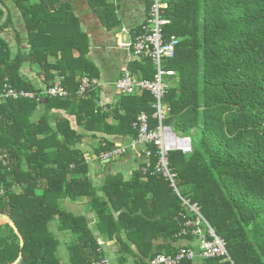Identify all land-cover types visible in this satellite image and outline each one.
Here are the masks:
<instances>
[{
  "label": "trees",
  "instance_id": "1",
  "mask_svg": "<svg viewBox=\"0 0 264 264\" xmlns=\"http://www.w3.org/2000/svg\"><path fill=\"white\" fill-rule=\"evenodd\" d=\"M10 1L20 12L27 46L10 9L0 6V94L8 83L36 98H0V217L12 224L0 226V264L18 258L23 264H89L107 257L86 217L62 206L64 199L80 197L94 213L102 241L119 243L120 263L130 257L140 264L159 252L174 253L170 242L177 239L176 215L183 206L169 182L150 173L158 161L156 148L149 146L147 174L139 171L143 161L137 156L140 165L129 179L109 173L97 187L79 147L86 138L90 145L96 142V155L126 146L107 136L137 137L132 124L142 112L154 128L155 98L147 91L117 94L113 103L101 106V86L79 95L80 77L101 76L72 2ZM137 1L146 13L149 1ZM86 2L106 31L120 28L114 1ZM166 2L163 16L170 23L164 35H175L179 42L175 55L164 60L175 74L161 100L162 124L191 137L193 147L186 154L169 152V164L177 172L180 194L199 204L228 251V256L178 264H264V0ZM139 30L138 25L132 40ZM2 32L13 38V45ZM129 69L149 79L155 72L148 58L136 57ZM59 76L69 94H44ZM68 116L74 117L76 128ZM51 223L69 232L66 263ZM159 239L166 244H155Z\"/></svg>",
  "mask_w": 264,
  "mask_h": 264
},
{
  "label": "built area",
  "instance_id": "2",
  "mask_svg": "<svg viewBox=\"0 0 264 264\" xmlns=\"http://www.w3.org/2000/svg\"><path fill=\"white\" fill-rule=\"evenodd\" d=\"M149 6L147 12H144L143 20L140 22V30L135 35L134 40L124 43L125 47H131L133 54L138 58H148L153 63L155 72L151 79L137 77L130 71H125L114 83V89L117 94L131 95L140 91L149 92L156 100V108L152 118L158 120V124L152 128L149 124V117L146 113L137 115L132 126L137 130V137L130 140L124 147H118L110 153H102L101 160L109 161L116 159L127 150H136V153L142 156V165L140 171L147 174L151 163L150 145H153L158 155V161L152 167L151 174H159L169 182L175 193L181 200L183 208L176 215L179 230L175 237L179 239H193L196 245L184 244L177 248L172 254L159 252L153 257L145 259L140 264H178L183 259L193 260L199 258H215L228 256L225 240L216 234L214 229L204 219L200 206L192 202L189 198L180 194L176 186L177 172L169 164V152L172 150H181L182 153L192 151L191 137L176 134L169 126L162 124L164 109L161 100L170 86V77L175 72L164 66V60L172 58L179 39L175 35L166 38L164 27L170 23V19L163 16L164 10L168 7L166 0H148ZM122 30H125L124 28ZM63 77H57L51 86L46 88L43 93L50 97H66L69 92L62 82ZM101 81L96 77L83 75L79 78V95H84L96 86H101ZM36 98L32 91L16 89L10 84L5 83L0 98ZM184 147V148H182ZM187 148V150H184ZM6 154L1 158L5 160ZM89 264H111L109 258L103 257Z\"/></svg>",
  "mask_w": 264,
  "mask_h": 264
},
{
  "label": "crops",
  "instance_id": "3",
  "mask_svg": "<svg viewBox=\"0 0 264 264\" xmlns=\"http://www.w3.org/2000/svg\"><path fill=\"white\" fill-rule=\"evenodd\" d=\"M70 1V0H69ZM75 1V0H74ZM114 1L118 5V14L121 19V25L120 28H118L115 32L112 31H106L99 20L96 18V15L91 12L86 0L84 1H79L83 2L82 5H84V11H87L88 13V18H81V25L83 29L86 31V33L89 36L90 39V56L99 68L100 71V81H101V91H100V105L101 106H106L114 102L115 100V95L117 93L115 92L114 89V83L116 79L124 72V71H129V66L131 62L135 61L136 57L127 47L124 45H121V41H124V43H128L129 40H132V36L134 35V30L136 27L140 24V22L143 20L144 16V9L142 6L138 3V9L137 11H131L130 9H127L126 6L120 1V0H111ZM6 5L10 9V13L14 19V26L15 28L19 31L21 39L24 41L23 42V47H26L25 43V27L22 22V18L20 16V12L17 8H15L11 1L9 0H0V6L3 8V5ZM81 5V7H82ZM78 14V12H77ZM94 14V15H92ZM125 30H122V29ZM2 35L11 43V45L14 44L13 38L7 34L6 32H2ZM122 43V44H124ZM111 45V46H110ZM124 48H121V47ZM110 49H117L120 50V52H124V55L116 61L117 67L121 66L120 69H117L116 72L113 71V66L114 61L113 58H109L108 54ZM112 74V76H111ZM29 76V74H28ZM105 105H103V104ZM71 122V125L76 128L74 117L73 116H68ZM111 141L115 142L116 145L122 146V145H128L130 140L132 138L129 137H124V136H107ZM96 142L92 141L91 145L88 143L87 138L79 145L81 150L85 154V158L87 163L89 164L88 168V176L91 178L94 186L100 187L101 184L103 183L105 176L109 173L111 174H116V173H121L125 179H129L131 175L134 173L135 170L138 169L139 164V158H135V151L130 152V154L125 155L122 157V162L119 161H105L100 159V154L96 155L93 153V145H95ZM103 153V152H101ZM91 155L94 158H87V155ZM92 160H98L101 161L100 164H90ZM107 162H110L106 164ZM140 168V167H139ZM140 171V170H139ZM175 192V191H174ZM102 191H98V195H102ZM67 202H73L77 205L84 204L83 209L78 213V215H83L85 217H93L96 218L94 213L88 210V206H86V198L80 197L75 201H71L69 199H64L62 201V204L67 203ZM66 210V209H65ZM73 214H76L72 211H69ZM117 215V213H116ZM96 220V219H95ZM55 227L57 226L56 223ZM90 227V226H89ZM52 229V228H51ZM98 234V232H96ZM100 245L103 246V242L98 241ZM104 243H109V244H115L117 247L118 242L116 240H111V241H106ZM165 242L161 241L160 239L155 242V244H163ZM166 244V243H165ZM171 244V249H177L179 246L188 244V245H196V241L193 239H179L177 238L176 240H173L170 242ZM165 248V247H164ZM162 248V249H164ZM103 250V248H102ZM60 257L63 262H67V254L66 251L64 250L63 252H59ZM147 258H144V260ZM126 264V262H124ZM129 264V263H127ZM199 264V263H196Z\"/></svg>",
  "mask_w": 264,
  "mask_h": 264
},
{
  "label": "rangeland",
  "instance_id": "4",
  "mask_svg": "<svg viewBox=\"0 0 264 264\" xmlns=\"http://www.w3.org/2000/svg\"><path fill=\"white\" fill-rule=\"evenodd\" d=\"M10 1V0H9ZM71 2H72V5H73V7H74V9H76V11L78 12V15L83 19V18H86V16H87V18H88V15H86L88 12L87 11H84V5H82L83 4V2L81 3V2H79V1H84V0H70ZM125 6H126V8L127 9H130L131 11H137V9H138V1L137 0H120ZM81 5H82V7H81ZM141 5V4H140ZM142 6V5H141ZM143 7V6H142ZM92 12V11H91ZM92 15H94V14H92ZM96 18H97V16H96ZM98 19V18H97ZM122 43H124V41H121V45H123ZM111 46V45H110ZM121 48H124L123 46L121 47ZM129 50L131 49V47L129 48V47H127ZM108 54V56H109V58H113V61H114V65L113 66H111V67H113V71L114 72H116L117 71V69H120V67L121 66H118L117 67V64H116V61L118 60V59H120L123 55H124V52L122 53V52H120V50H117V49H110V51H109V53H107ZM22 71H24L26 74H29V77L31 78V79H36L35 78V75L33 74V72L34 71H32V70H29L28 69V67H24L23 69H22ZM111 76H112V74H111ZM116 92V91H115ZM103 104V103H102ZM103 105H105V104H103ZM39 115H40V111H37L35 114H34V119L35 118H38L39 117ZM191 133L193 134L194 133V130H192L191 131ZM179 135V134H178ZM192 142V141H191ZM182 148H184V147H182ZM157 149V148H156ZM192 149H193V147H192ZM184 150H187V148H185ZM172 151H180V152H182L181 150H172ZM171 152V151H170ZM128 154H130V153H125L124 154V156L125 155H128ZM140 157V158H142V156H139L137 153H136V157ZM87 158H90V155L88 154L87 155ZM91 158H93L92 157V155H91ZM90 158V159H91ZM94 159V158H93ZM102 159V158H101ZM123 160H124V158H123ZM122 160V156L121 157H118V158H116L114 161H119V162H122L123 161ZM106 161V160H105ZM100 162L101 161H98V160H92V162L90 163V164H100ZM84 204H82V206L81 205H77V204H75V203H73V202H67V203H64V204H62V206H63V208L64 209H66V211H72V212H74V213H76L75 215H78V213H80V211L83 209V206ZM96 218H93V217H86V221H87V223H88V225L90 226V228L91 229H93V234L94 235H96V236H98V240L99 241H101V242H103L102 244H103V246H102V248H103V251L105 252V254H106V256L109 258V260H110V262H111V264H124V263H120L118 260V251H119V249H120V246H119V243H118V246L119 247H117L115 244H109V243H104V241H102V238L96 233L97 232V230H96V228H95V224H96V222H97V219L95 220ZM5 224H10V225H12L11 223H10V221L9 220H7L6 218H4V217H0V226L1 225H5ZM57 225V224H56ZM52 228V229H51ZM50 229H51V231L53 232V234L57 237V238H59V240H60V245H59V249H58V251L59 252H63L64 250H65V243L66 242H68L69 241V238H70V235H69V232H67V231H60L59 229H57V227H55V224H53V223H51L50 224ZM99 243V242H98ZM127 256V255H126ZM128 257V256H127ZM17 261V260H16ZM127 263H129V264H134L133 263V261H132V259L129 257V261L128 262H126V264ZM10 264H16V262H11ZM200 264V263H199Z\"/></svg>",
  "mask_w": 264,
  "mask_h": 264
},
{
  "label": "water",
  "instance_id": "5",
  "mask_svg": "<svg viewBox=\"0 0 264 264\" xmlns=\"http://www.w3.org/2000/svg\"><path fill=\"white\" fill-rule=\"evenodd\" d=\"M16 264H23L21 258H18V259H17Z\"/></svg>",
  "mask_w": 264,
  "mask_h": 264
},
{
  "label": "bare ground",
  "instance_id": "6",
  "mask_svg": "<svg viewBox=\"0 0 264 264\" xmlns=\"http://www.w3.org/2000/svg\"><path fill=\"white\" fill-rule=\"evenodd\" d=\"M149 4V3H148Z\"/></svg>",
  "mask_w": 264,
  "mask_h": 264
}]
</instances>
